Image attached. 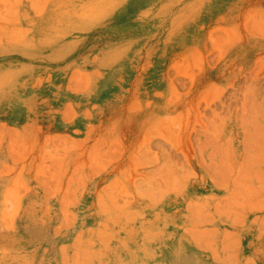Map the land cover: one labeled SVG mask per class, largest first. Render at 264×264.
I'll use <instances>...</instances> for the list:
<instances>
[{"label": "rangeland", "instance_id": "374dc122", "mask_svg": "<svg viewBox=\"0 0 264 264\" xmlns=\"http://www.w3.org/2000/svg\"><path fill=\"white\" fill-rule=\"evenodd\" d=\"M0 264H264V0H0Z\"/></svg>", "mask_w": 264, "mask_h": 264}, {"label": "bare ground", "instance_id": "6f19581e", "mask_svg": "<svg viewBox=\"0 0 264 264\" xmlns=\"http://www.w3.org/2000/svg\"><path fill=\"white\" fill-rule=\"evenodd\" d=\"M74 7H75V6H74ZM76 10H77V8H76ZM68 11H69V10H68ZM67 14H68V13H67ZM69 14H70V13H69ZM69 14H68V15H69ZM86 15H87V14H86ZM74 18H75V17H74ZM77 23H78V22H77ZM66 24H67V23H66Z\"/></svg>", "mask_w": 264, "mask_h": 264}]
</instances>
